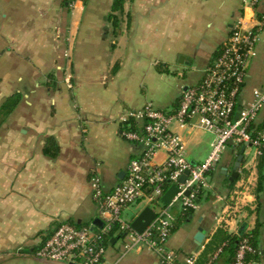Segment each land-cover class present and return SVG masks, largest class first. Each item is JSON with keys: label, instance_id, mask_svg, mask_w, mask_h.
Segmentation results:
<instances>
[{"label": "crops", "instance_id": "crops-1", "mask_svg": "<svg viewBox=\"0 0 264 264\" xmlns=\"http://www.w3.org/2000/svg\"><path fill=\"white\" fill-rule=\"evenodd\" d=\"M112 4L0 0V106L20 95L0 126V264H66L37 259L33 251L62 222L92 227L99 218L93 175L109 192L124 178L129 161L140 157L142 146L122 134L132 122L121 116L148 102L165 113L174 111L184 87L203 78L234 22L241 19L252 28L264 15V0L256 5L250 0H125L122 11L114 13ZM110 14H117L118 26ZM256 49L240 104L264 87V29ZM180 56L190 61L179 62ZM195 132L179 130L185 145ZM210 140L198 161L208 154ZM241 146L228 145L209 175L221 195L250 182L235 218L217 226L214 217L223 205L212 192L201 196L198 211L184 216L174 209L178 219L167 248L180 263L202 251L219 228L239 234L246 223L245 231L260 225L259 256L250 264H264V185L255 194L258 171L249 168L245 153L238 177L230 180ZM164 159L159 151L155 160ZM199 227L205 234L200 245L194 239ZM111 240L105 246L108 263L120 248L118 237ZM119 264L159 262L139 252Z\"/></svg>", "mask_w": 264, "mask_h": 264}, {"label": "built area", "instance_id": "built-area-1", "mask_svg": "<svg viewBox=\"0 0 264 264\" xmlns=\"http://www.w3.org/2000/svg\"><path fill=\"white\" fill-rule=\"evenodd\" d=\"M257 2L250 0L252 5ZM263 29L264 15L255 20L252 28H245L242 20L237 19L203 78L181 92L174 111L165 113L148 102L121 116L123 121L137 123V130L127 129L122 134L140 144L142 152L140 157L129 161L124 178L111 191L102 189L97 173L91 178L92 196L103 227L92 230L90 226L62 222L32 255L40 260L66 264H119L130 253L145 252L156 257L159 264H198L201 251L190 253L180 263L177 254L167 248L178 219L173 211L176 208L181 215L198 211L199 198L212 192L223 205L214 217L217 226L227 224V219L235 218L239 212V198L249 189L250 182H245L231 195H221L214 192L209 175L216 170L229 141L234 145L245 144L244 153L252 170L264 154V130L251 131V124L264 109V87L253 90L251 101L239 103L247 69L257 56L256 46ZM183 129L201 130L211 136L208 154L202 161L192 164L187 159L186 145L179 133ZM159 151L165 153L161 162L155 160ZM186 170L187 176L181 182L180 177ZM167 181L177 187V192L166 204L161 197ZM142 200H146L155 216L142 232H137L131 227L132 220H125L122 212ZM115 224L120 248L115 261L108 263L102 242ZM253 251L247 239H242L232 264H250L247 256ZM218 252L207 264H212Z\"/></svg>", "mask_w": 264, "mask_h": 264}, {"label": "trees", "instance_id": "trees-1", "mask_svg": "<svg viewBox=\"0 0 264 264\" xmlns=\"http://www.w3.org/2000/svg\"><path fill=\"white\" fill-rule=\"evenodd\" d=\"M125 0H113L112 9L111 11L114 12H121L123 9V4ZM261 17L258 16L257 19ZM108 19L112 21L113 25L118 26V16L117 14H110ZM222 47V46H221ZM220 51V50H219ZM219 53V52H218ZM20 100V95L18 93H15L5 99L0 106V126L5 122L6 118L12 113V111L17 107ZM131 130H137V123L132 122L131 123ZM261 129L264 130V109L261 110L259 113L258 118L251 124V131ZM263 157H260L258 163H257V171H258V183L255 190V194L258 193L260 188L264 185V170L262 168L264 161L262 160ZM232 184V183H231ZM170 187V183L167 181L165 183V190ZM165 191V192H166ZM201 198V197H200ZM199 198V200H200ZM189 212L187 213V215ZM186 214H184L185 216ZM259 224H256L253 229L245 231L242 235L240 234H224L222 228H219L217 233L214 235V238L208 242L205 246V248L201 251L200 256L198 258L197 263L198 264H207L211 258V256L217 252V258L213 260L212 264H232L234 260V255L236 252V249L238 247V243L242 239H247L249 244L253 247V253L249 254L247 256V261H254L258 259L259 256ZM99 229V228H97ZM221 229V230H220ZM117 231V225H113L110 233L105 236L102 245L106 246L110 244V240L112 238H117L118 235H116ZM223 233V236L221 235ZM220 234V237H219ZM218 238H220V243L216 244V241Z\"/></svg>", "mask_w": 264, "mask_h": 264}, {"label": "water", "instance_id": "water-1", "mask_svg": "<svg viewBox=\"0 0 264 264\" xmlns=\"http://www.w3.org/2000/svg\"><path fill=\"white\" fill-rule=\"evenodd\" d=\"M185 59H186L185 56H180L179 62H184ZM186 61L189 62L190 61L189 58H187ZM186 88L187 87H184L183 90H185ZM232 144H233L232 141L228 142V145H232ZM244 149H245V144H243L241 146V148L239 150V155L237 156L236 161L234 163L233 171H232L231 177H230V180L232 182L235 180L234 178L238 177L237 170H238L239 166L241 165V162L243 161ZM191 162H192V164H195L194 161H191ZM224 170H225V168H224ZM224 170H223V172L225 173ZM187 173H188V171L186 170L184 172V174L180 177L181 182L184 181V179L187 176ZM176 192H177V187L175 185H171L167 189V191L163 194V196L161 197L162 202L167 204ZM154 216H155L154 211L150 207L146 206L137 214V216L135 218L132 219L131 227L137 232H142L146 228V226L153 220ZM103 225H104V223L101 221V219L96 218L95 220H93V226L91 227V229L93 230L94 226H98V228H102ZM246 228H247V224L246 223L242 224V226L239 229V234L242 235L245 232ZM204 237H205L204 231L202 228L199 227L197 232L195 233V236H194L195 242L198 245H200L202 243ZM111 242H113V240H110V243Z\"/></svg>", "mask_w": 264, "mask_h": 264}, {"label": "rangeland", "instance_id": "rangeland-1", "mask_svg": "<svg viewBox=\"0 0 264 264\" xmlns=\"http://www.w3.org/2000/svg\"><path fill=\"white\" fill-rule=\"evenodd\" d=\"M184 136L186 138V136H189V135H184ZM207 139H210V135L208 133H205L201 130H198L195 133H193V135L190 136L188 140L189 141L188 145H186L187 159H189L190 161L196 160L197 162H199L198 160H200L202 156L204 155L203 153L205 151L204 150L205 141ZM147 204L148 203L146 202V200H142L134 205L129 206L128 208L123 210L122 212L123 218L128 221L132 220L133 218L136 217V213L142 210V208H144L145 206H147Z\"/></svg>", "mask_w": 264, "mask_h": 264}]
</instances>
